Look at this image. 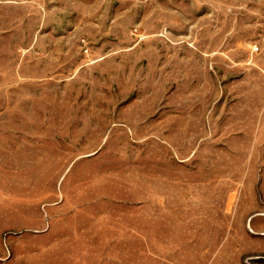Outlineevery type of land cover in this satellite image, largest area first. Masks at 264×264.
Returning <instances> with one entry per match:
<instances>
[{"label":"rangeland","instance_id":"obj_1","mask_svg":"<svg viewBox=\"0 0 264 264\" xmlns=\"http://www.w3.org/2000/svg\"><path fill=\"white\" fill-rule=\"evenodd\" d=\"M263 118L264 0H0V264L108 201L227 202L229 258L264 264ZM148 233L175 264V218Z\"/></svg>","mask_w":264,"mask_h":264},{"label":"crops","instance_id":"obj_2","mask_svg":"<svg viewBox=\"0 0 264 264\" xmlns=\"http://www.w3.org/2000/svg\"><path fill=\"white\" fill-rule=\"evenodd\" d=\"M259 113V110L251 112L249 119L259 123ZM159 204L153 201L99 203L94 206L92 216L79 217L82 223H77L75 232L55 233L50 229L35 234L36 239L44 242L43 247L37 250L42 252V261L35 263L147 264L151 248L149 241L152 239L148 233L149 220L171 217L175 218V264H233L229 258L232 253L231 240L222 237L218 227L222 218H227V202L203 206L209 209L207 213L197 212V205L192 201L176 202L175 211L172 206L165 207L167 210L161 213H149V208L160 207ZM197 219L205 221L207 233L194 236V230L189 226L195 225ZM189 234L193 236L192 239L188 238ZM133 242L135 258L138 256L139 259H133ZM257 242L253 245L255 250L260 251ZM243 251L242 243L237 244L235 260L241 264H244ZM150 254L163 263V257L158 253Z\"/></svg>","mask_w":264,"mask_h":264},{"label":"built area","instance_id":"obj_3","mask_svg":"<svg viewBox=\"0 0 264 264\" xmlns=\"http://www.w3.org/2000/svg\"><path fill=\"white\" fill-rule=\"evenodd\" d=\"M257 49H259V48H257Z\"/></svg>","mask_w":264,"mask_h":264}]
</instances>
